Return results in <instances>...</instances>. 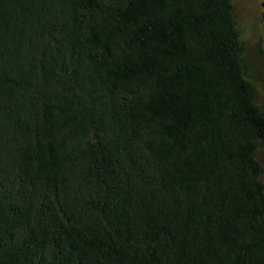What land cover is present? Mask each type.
Masks as SVG:
<instances>
[{"label":"trees","instance_id":"1","mask_svg":"<svg viewBox=\"0 0 264 264\" xmlns=\"http://www.w3.org/2000/svg\"><path fill=\"white\" fill-rule=\"evenodd\" d=\"M233 3L0 0V264H264Z\"/></svg>","mask_w":264,"mask_h":264},{"label":"rangeland","instance_id":"2","mask_svg":"<svg viewBox=\"0 0 264 264\" xmlns=\"http://www.w3.org/2000/svg\"><path fill=\"white\" fill-rule=\"evenodd\" d=\"M233 12L244 48L245 77L253 87L255 103L264 110V0H234ZM256 155L264 182V146Z\"/></svg>","mask_w":264,"mask_h":264}]
</instances>
